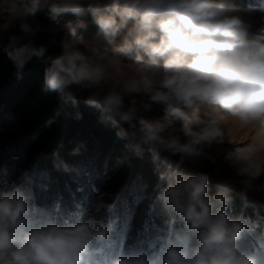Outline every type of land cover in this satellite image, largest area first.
Returning <instances> with one entry per match:
<instances>
[{
	"label": "clouds",
	"instance_id": "1",
	"mask_svg": "<svg viewBox=\"0 0 264 264\" xmlns=\"http://www.w3.org/2000/svg\"><path fill=\"white\" fill-rule=\"evenodd\" d=\"M28 2V15L47 8L53 17H80L87 6L99 34L113 45L110 54L81 51L77 29L86 24L69 22L70 38L62 54L50 58L44 85L73 104L86 92V104L113 125H129L131 138L158 162L164 186L156 200L166 215L125 251L113 238L115 220L82 210L54 215L38 208L23 184H14L0 191V264H264V234L248 219L228 214L230 182L210 195L208 174L189 167L205 158L215 163L206 149L231 144L232 130L220 119L227 116L241 129L252 127L257 137L226 153L240 183L251 186L264 175V43L248 39V25L233 6L226 0ZM20 27L25 35L36 33L27 22ZM18 39L10 38L6 52L19 75L45 49L16 46ZM125 56L132 61L125 63ZM132 97L142 99L126 106ZM202 105L214 113L202 117ZM156 109L163 111L162 120H149L145 113ZM162 153L167 155L161 161ZM100 207L110 213L114 205Z\"/></svg>",
	"mask_w": 264,
	"mask_h": 264
},
{
	"label": "trees",
	"instance_id": "2",
	"mask_svg": "<svg viewBox=\"0 0 264 264\" xmlns=\"http://www.w3.org/2000/svg\"><path fill=\"white\" fill-rule=\"evenodd\" d=\"M246 1L249 0H226L232 6L245 5ZM3 3L15 37L20 38L16 46L31 43L45 51L33 56L18 75L6 52L10 40L0 39V191L23 184L34 204L54 215L82 210L97 218L115 220L113 238L127 251L137 238L154 231L165 219L166 214L156 200L164 186L159 181L158 162L146 146L131 138L127 123L113 125L101 110L87 105L86 92L78 94L73 104L59 93L46 90L44 85V71L50 58L61 55L63 41L70 38L69 22L75 24L79 19L86 24L77 29L81 41L77 47L81 51L92 54V49H96L110 54L113 45L99 34L87 6L80 17L71 13L53 17L47 8L28 15V0ZM14 3L18 5L15 11L11 8ZM257 5L264 8V0ZM23 22L36 29L35 35L22 32ZM249 33L257 38V32ZM252 35L249 40L255 39ZM122 38L123 33L115 43L119 44ZM132 59L123 57L125 63ZM123 67L130 69L128 65ZM141 99L126 98V106L134 100L139 104ZM153 111L145 113L146 117L162 120L163 111ZM174 126L179 128L180 122L174 121ZM120 131L125 135L118 136ZM166 155L162 153L160 160ZM65 164L69 166L67 171ZM221 183L209 176V194H214ZM240 187L231 186L228 214L248 219L258 234H264V205L247 199ZM100 202L114 205L113 210L109 213L98 208Z\"/></svg>",
	"mask_w": 264,
	"mask_h": 264
},
{
	"label": "rangeland",
	"instance_id": "3",
	"mask_svg": "<svg viewBox=\"0 0 264 264\" xmlns=\"http://www.w3.org/2000/svg\"><path fill=\"white\" fill-rule=\"evenodd\" d=\"M5 1V0H4ZM4 1L0 0V39L10 40L11 37L15 36L16 32L13 23L7 20V16L4 13ZM245 5L236 6L233 5V14L240 16L248 25V39H252L249 32H257L253 36V40H258L264 43V8L262 5L258 7V3L261 4V0H249L246 1ZM258 2V3H257ZM126 71H130L126 68ZM161 109H156L158 111ZM214 110L206 105H202L199 109V114L204 117L209 114H213ZM222 122L232 130V135L229 137L231 144H224L219 146L213 145L211 148H207L206 151L211 153L215 158V163L205 158L198 161L195 164H190L189 167L195 169V171L207 173L210 177L216 178L218 181H228L231 186H241L240 190L245 194L246 198L251 201H257L264 205V175H261L255 181L252 182L251 186H245L240 183L241 178L236 176L234 166L226 159L227 151L234 148V146H243L248 143L249 140H254L257 137L253 134L252 127L247 129H241L236 123L232 121L230 117L221 116ZM178 129V128H177ZM181 141L185 140V137L180 134ZM179 157V156H178ZM264 160V157H262Z\"/></svg>",
	"mask_w": 264,
	"mask_h": 264
}]
</instances>
